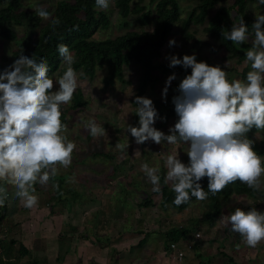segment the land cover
Segmentation results:
<instances>
[{
    "label": "rangeland",
    "instance_id": "1",
    "mask_svg": "<svg viewBox=\"0 0 264 264\" xmlns=\"http://www.w3.org/2000/svg\"><path fill=\"white\" fill-rule=\"evenodd\" d=\"M57 1L23 0L22 10L30 12L34 10L33 5H37L53 15ZM135 2L146 6L147 9H153V3L150 0H135ZM198 2L199 0H178L180 17L184 18ZM220 4L231 6L233 0L222 1ZM214 11L215 9L211 10L207 18ZM238 11L244 13L252 25L255 14H264V6H258L257 0H245L235 6L231 12L234 21L239 19ZM104 12L108 15L110 22L106 29H98L93 35L96 40L115 37L128 30H151L153 27V21L149 25H140L134 14L122 19L117 14L113 0L109 9ZM125 21L127 24L124 23ZM46 23L47 21L41 20L35 28L28 27L26 23L11 25L17 38L9 40L0 37L1 72L13 63L12 53L18 49L23 39L26 36L36 38L40 28ZM207 25V19L203 23H191L187 28L190 37H187L181 30L180 22L174 24L171 34L161 48L160 56L154 60L155 73L159 76V81L153 89L147 90L143 97L160 100L166 97V95L162 97V89L165 87L167 77L174 72L161 73L158 68L161 64L170 63L169 58L172 55L182 59L184 55L194 54L197 62L203 61L210 66H219L225 70L229 81L240 79L241 71L246 65H248L245 69L246 74L252 70L250 63H241L235 57H231L219 41L207 31ZM170 39L176 41L174 46H169ZM248 43L251 44V37ZM62 66H65L63 62ZM76 72L79 74L82 71ZM106 73V67L103 66L95 70L92 78L85 74L78 76L79 86L75 92L80 90L84 99L83 104L75 109L70 107L72 102L70 105L61 106V112H65L67 118L66 135L76 144V148L72 154L71 166L67 169L59 168L56 175L61 176L59 180L51 179L46 185H34L33 194L38 197V204L31 209L25 208L21 200L15 196V187L3 181L0 182V185L7 189L5 214L8 217V210L12 209L9 211L13 219L12 227L16 223L21 225L26 222L43 226L46 222L50 224L51 221L53 225H55L54 222H59L56 223L58 226H55V229L61 228V231H65L72 225L65 222L68 217L62 207L65 203H72L76 206V213H72L68 220L75 223L82 210L86 220L89 219L91 222V224L87 223L84 230L90 236L98 234V238L103 242L102 245L108 250L116 249L122 254L141 253L147 258L146 261H151V258L155 256L156 258L152 261L159 264H264V242L256 248L247 247L238 233L231 232L221 223V217L233 212L237 207L245 211L255 208L257 211L264 212V177L261 178L259 192L254 190L233 192L222 199L220 214L209 217L211 222L207 217L209 205L206 199L192 200L182 210H177L169 204L163 206L160 193L151 191V185L141 171V164L148 163L150 166L159 167L162 185L164 184L163 176L166 174L162 157L177 151L180 161L187 165L188 145L183 143L169 145L166 142L156 144L152 141L137 145L126 127L127 125L139 127V118L135 117L136 106L133 103L137 96L138 65L132 62L126 66L123 79L120 81L115 78L111 84H104L103 79ZM59 75L58 71H55L49 76L54 80L53 91L58 90L59 86L55 79ZM81 117L84 120L93 118L102 124L101 126L106 130V136L92 138L84 130L80 122ZM177 119L178 116L175 113L167 122L155 120L153 127L167 135L169 127L174 126ZM246 135L253 142H257L261 139L262 132L250 130ZM127 139L129 146L126 152L122 153L116 149L115 145L116 143L124 144ZM137 150L140 153L135 155ZM148 199L150 203L144 204V201ZM51 205L55 206V214L49 213ZM103 208H105L104 212H102ZM195 219H202V221L185 237L186 239H180L187 245L181 259L174 256L168 257L167 261L159 259L164 251L171 253L166 246H169L173 240L166 238V232L171 227H189ZM0 239L16 240L13 230L11 233L8 230V224H0ZM20 244L17 240L13 258L16 257Z\"/></svg>",
    "mask_w": 264,
    "mask_h": 264
},
{
    "label": "clouds",
    "instance_id": "2",
    "mask_svg": "<svg viewBox=\"0 0 264 264\" xmlns=\"http://www.w3.org/2000/svg\"><path fill=\"white\" fill-rule=\"evenodd\" d=\"M112 0H95L96 7L107 11ZM264 6V0H257ZM219 6V5H218ZM38 17L51 20L53 29L60 24L45 8L33 5ZM78 28V26H74ZM252 35L242 17L224 32L226 40L244 44L251 37L245 63L251 64L244 80L229 81L227 73L219 66L197 62L195 55L178 58L172 55L169 67L180 65L191 68L178 85L179 95L172 98L178 119L169 127V134L153 127L157 110L150 98L136 96L135 114L139 127L127 125L126 130L137 145L147 141L169 145L187 144V165L174 154L162 157L166 174L163 183L175 193L173 203H187L192 197L207 199L208 193L216 195L237 181L256 192L261 190L264 177V158L254 149L247 133L264 130V14H255ZM169 46L176 41L169 40ZM58 55L65 65L62 75L55 82L49 78L45 59L39 61L21 54L0 72V181L15 187V196L25 208L38 204L34 185H46L58 174L59 168L67 169L72 163L76 144L68 139V129L61 120V106L70 105L79 86L73 68L75 57L65 44L57 45ZM175 73L169 75L162 89L167 94ZM80 122L88 134L96 139L106 136V130L95 119ZM124 144L116 143L117 150L125 153ZM140 152L137 150L135 155ZM141 171L151 185V191L161 192L160 168L141 164ZM207 178V192L200 181ZM56 185H54L55 187ZM7 199V189L0 185V207ZM221 223L231 232L238 233L245 246L256 248L264 242V212L237 207L223 215Z\"/></svg>",
    "mask_w": 264,
    "mask_h": 264
},
{
    "label": "trees",
    "instance_id": "3",
    "mask_svg": "<svg viewBox=\"0 0 264 264\" xmlns=\"http://www.w3.org/2000/svg\"><path fill=\"white\" fill-rule=\"evenodd\" d=\"M23 0H0V37L9 40H16V34L11 29L12 24L26 23L28 27L35 28L42 20L38 17L35 10L26 12L22 10ZM226 0H199L196 7L190 10L184 18L180 17L178 0H150L153 3V9L146 8L144 5H139L135 0H113L117 14L122 18H127L130 14L135 15V19L140 25L150 24L153 21L151 30L142 29L128 30L115 37H108L100 40L93 38V35L98 29H106L109 25V17L104 12L96 7L95 0H58L54 10L53 18H58L60 24L53 29L51 20L40 28L36 38L26 36L19 44L17 50L12 53V60L22 54L28 57H33L38 61L43 58L46 60L50 76L55 71L62 75L65 66H62V60L58 55L57 45L65 44L70 52L75 57L73 68L76 71L81 70L89 78L94 76L97 68L106 67V76L104 84H111L115 78L120 81L123 79L124 68L132 62L138 65V76L136 85L137 96H142L149 89H153L159 81V76L155 73L154 60L160 56L161 48L163 47L167 37L171 34L174 24L180 22L183 33L190 37L187 28L191 23L208 22L207 31L224 47L231 57H235L238 62L246 61V52L252 45L248 42L244 44H234L226 40L223 33L230 30L232 23L235 22L231 12L235 6L243 3L245 0H233V5L226 6L220 4ZM219 5V6H218ZM214 13L210 15L211 10ZM239 18L242 17L244 23L249 29V35H252V25L249 18L242 12L238 11ZM127 24V22H124ZM78 26V28L74 27ZM248 65L244 66L246 69ZM161 73L172 71L176 75V79L172 80L166 97L163 100L151 99L157 110L156 120L167 122L170 117L175 115L174 104L172 98L179 95L178 85L185 75L191 73V68H184L180 65L169 67V63H164L159 66ZM245 69L241 71L240 80L246 78ZM1 72V71H0ZM84 102L80 90L74 92L71 108H79ZM134 103V100H133ZM136 106V105H135ZM136 118H139L135 114ZM61 120L66 124L67 118L65 112H62ZM251 131H257L252 129ZM262 137L259 141L253 142V149L264 158V130H261ZM61 176H55L53 179H58ZM1 182V181H0ZM202 188L207 192V178L200 181ZM248 191L246 184L239 181L228 185L216 195L208 193L207 203L209 210L207 217L211 222V216L219 215L221 211L222 199L227 198L233 192ZM161 204L175 207L177 210L186 208L192 200L179 206L173 203L175 193L170 187L165 184L161 185ZM150 203V200H145L144 204ZM72 205V203H68ZM5 203L0 207V224H8L6 218ZM210 217V218H209ZM6 221L4 222V219ZM202 219H195L189 227L178 226L171 227L165 234L166 238L172 240L186 239L185 237L191 233ZM16 240L8 241L0 239V264H17L19 255L27 253V249L23 244L19 245L16 257L15 253ZM169 248V246H166Z\"/></svg>",
    "mask_w": 264,
    "mask_h": 264
},
{
    "label": "crops",
    "instance_id": "4",
    "mask_svg": "<svg viewBox=\"0 0 264 264\" xmlns=\"http://www.w3.org/2000/svg\"><path fill=\"white\" fill-rule=\"evenodd\" d=\"M62 209L68 218L72 213H76V206L73 204L68 205L65 203ZM54 210L55 206L51 205L49 213L55 214ZM9 211H12V209H9L7 214L8 230L10 233L13 230L16 242L18 240L27 249V253L19 255L17 264H159V262L152 261L156 258L155 256L151 258V261H146L147 258L143 257L141 253L122 254L116 249L108 250L107 247L102 245L103 242L98 238V234L90 236L84 230V227L91 224V222L89 219L86 220L85 213L82 210H80L75 223L69 221L68 218L65 220V222L72 225L65 231H61V228L60 230L55 229L54 227L58 226L59 222H54L55 225H53L51 221L50 224L46 222L43 226L41 224L31 225L26 222L21 225L16 223L12 227L11 221L13 219ZM104 211L105 208L102 209V212ZM17 218H19V215ZM16 220L22 221L21 219ZM165 252L162 253V257L158 258L167 261L168 257L174 256L172 252L169 254ZM148 256L150 257L151 254L149 253Z\"/></svg>",
    "mask_w": 264,
    "mask_h": 264
},
{
    "label": "built area",
    "instance_id": "5",
    "mask_svg": "<svg viewBox=\"0 0 264 264\" xmlns=\"http://www.w3.org/2000/svg\"><path fill=\"white\" fill-rule=\"evenodd\" d=\"M185 247H187V245L183 244L182 240H173L169 243V249L173 253L174 257H177L178 259H181L184 255Z\"/></svg>",
    "mask_w": 264,
    "mask_h": 264
}]
</instances>
